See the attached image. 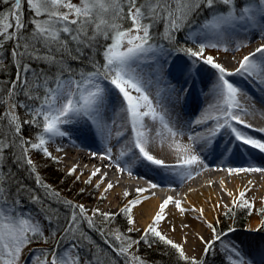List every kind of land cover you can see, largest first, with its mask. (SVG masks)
I'll return each mask as SVG.
<instances>
[{
  "label": "snow or ice",
  "instance_id": "1",
  "mask_svg": "<svg viewBox=\"0 0 264 264\" xmlns=\"http://www.w3.org/2000/svg\"><path fill=\"white\" fill-rule=\"evenodd\" d=\"M249 37L261 43L232 71L206 54L209 49L227 52L228 45L239 51L248 47L244 41ZM174 52L182 57L172 59ZM199 65L214 70L216 79L210 89L214 102L187 122L188 128L207 125L206 134L185 133L171 119L168 106H188L197 78L202 79ZM9 68L11 78L0 85V264H147L138 255V246L143 242L151 247L155 241L173 249L182 264H206L204 257L214 254L217 242L224 246L222 264H256L244 258L234 241L224 242L235 228L221 231L219 219L208 222L203 208L185 207L183 200L172 196L163 200L152 222L134 240L129 235L136 230L134 209L148 198L142 195L148 188H137V198L128 199L117 213L98 207L89 210L47 183L33 155L58 163L60 158L49 145L73 131L107 141L112 134L109 113L116 112L119 104L130 139L117 161L131 153L157 168L172 167L150 151L155 137L149 136L152 129L146 121L159 125L155 136L169 142L179 156L176 167L186 170L187 177L192 169L204 166L195 145L211 144L222 130L231 139L221 156L238 155L241 148L254 150L247 152L253 160L256 154L264 156V136L247 132L264 133V127L257 128L245 118H264V112L244 108L241 98L248 96L247 91L229 79L239 75L264 92V0H0V70ZM122 134H117L118 141ZM186 134L189 143L182 144L178 138ZM215 147L219 149L220 143ZM97 155L92 153L94 158ZM98 158L109 161L108 166L121 174L126 170L113 160L111 146ZM217 170L229 176L264 174V167L252 165ZM21 173L32 177L34 187ZM76 173V166L68 170L79 181ZM94 179L95 188L103 185L104 193L116 186L107 182L100 168L84 183L92 185ZM156 187L149 183V188ZM251 190L245 187L234 194L225 189L231 206H223L224 214L229 219L236 210L258 214L259 226L248 231H264V198L257 209L255 198L248 197ZM129 195L124 193L125 198ZM169 205L182 216L197 213L211 230V240L199 237L204 244L201 259L188 256L183 244L160 231ZM221 207L216 204L213 211ZM117 216L125 218L124 230L114 227Z\"/></svg>",
  "mask_w": 264,
  "mask_h": 264
},
{
  "label": "bare ground",
  "instance_id": "2",
  "mask_svg": "<svg viewBox=\"0 0 264 264\" xmlns=\"http://www.w3.org/2000/svg\"><path fill=\"white\" fill-rule=\"evenodd\" d=\"M254 50V49H253ZM251 50V51H253ZM250 51V52H251ZM225 65L231 67L235 62L234 59H226ZM223 61V60H222ZM203 78H211L210 76L201 75ZM202 80L200 77L197 81ZM196 81V83H197ZM254 86L255 84H251ZM248 88L247 92L254 95L256 98L260 99L261 95L256 93L257 91L246 83ZM196 87V86H195ZM197 90V88H196ZM194 89L193 92H196ZM210 93V92H209ZM202 93H200L201 95ZM213 103V102H212ZM190 112H188L187 107L182 105L176 106V111L181 115L179 118L171 115L172 120L180 126L185 133L192 131H199L206 134L205 130L207 125L198 126L194 125L192 128H188L187 122L194 121L199 117L200 112L208 107L202 106L201 99L197 102L188 103L191 105ZM241 104L244 108L248 109L250 113L254 112H264V106L255 105L249 97H242ZM264 105V104H263ZM116 111L119 112V106L116 105ZM175 111V110H174ZM119 115V113H118ZM249 123H252L257 128L264 127V118L259 115H248L245 117ZM114 121V120H113ZM209 121V124H212ZM109 125L112 129L111 137L108 141L113 142V150L117 151L112 153L113 160L118 163L121 167L126 170L123 174L117 172L115 168L109 167V161L101 160L98 158L99 153L93 149L90 143H70L68 146H62L63 150H67L66 154L62 152H57L60 159H69L71 163L67 166L77 167L78 175L88 179L91 172L96 168H100L103 174H107V182H112L116 186L112 189L113 192L104 193V186H101V192L96 198L95 204H103L109 209H115L117 204H123L125 200L130 199L131 192L136 194L137 188H148V191L144 192L142 195L148 197L143 203L134 209V215L137 221V225L146 228L151 222L155 213L158 211L159 205L169 196L175 199H180L184 201L185 207L195 206L197 208L204 209V215L208 222H212L214 217L224 209L227 201H231V198L226 194L225 189L228 192H233L238 194L239 191H243L245 187H251L252 190L248 192V196L255 198H264V174L253 173V174H242L240 176H229L225 171H219L217 169H223L227 167H247L249 165L264 167V157L256 154V159L253 160L247 155L248 151H254L251 149H240V154L230 155L225 154L221 156L219 153L227 143L231 136L225 132L221 131L220 135L215 137L211 144H205L203 141L195 145V149L201 158L204 160V166L200 168L192 169L191 177L186 176V170L176 167L178 164L179 156L169 147V142L161 141V138L155 137V146L158 149L154 155L157 158L163 159L166 164L172 166L169 169H159L148 168L146 171L137 168L135 162H142L143 160L135 158L131 153L126 156L121 157L118 161L116 156L119 155L120 151L125 149L127 142L130 139V131H127V126L124 124L121 116L115 122L109 121ZM159 128V125H154L152 133L155 134V130ZM248 134L253 135L257 138L264 136V133L258 131H253L251 129L247 130ZM123 133L117 140V134ZM100 143L104 140L98 138ZM184 144H188L189 140L187 134L182 137ZM220 143V148L215 147L216 143ZM158 143H161L160 146ZM52 144L49 145V147ZM53 145L57 146L56 143ZM58 147V146H57ZM233 147L235 148V142H233ZM96 152L98 155L96 158L92 156V153ZM82 174V175H81ZM252 181V184H249ZM97 182L94 179V186ZM149 183H156L158 187L155 189L149 188ZM128 192L130 195L125 198L124 193ZM101 194L105 195L106 199H100ZM92 198V197H91ZM137 198V197H135ZM216 204H220L222 207L213 211ZM167 219L162 222L160 228H162L166 233L171 236V239L178 242H185L188 244L190 250L195 251L201 243L199 237H203L207 240L209 236L208 228L204 222L198 218V214L195 212L185 213L183 216L176 211L173 205H169L166 210ZM187 224L189 227H184ZM173 226L175 231H172ZM256 227V226H254ZM256 229V228H251ZM253 232V231H251ZM253 252V246L250 250ZM249 252L250 258L253 257Z\"/></svg>",
  "mask_w": 264,
  "mask_h": 264
},
{
  "label": "rangeland",
  "instance_id": "3",
  "mask_svg": "<svg viewBox=\"0 0 264 264\" xmlns=\"http://www.w3.org/2000/svg\"><path fill=\"white\" fill-rule=\"evenodd\" d=\"M239 42H240V40L238 39L236 41V43H239ZM244 42L248 44V47L241 48L239 51H234V45H228L229 51H227V52H224L222 50L217 51L214 49H209L206 54L213 55L214 57L217 58V61L219 63L223 64L226 68H228L230 71H232L238 66L237 61L242 59V57L244 55H247L251 50L255 49L261 43V41L259 39H252L251 37H249V39L244 41ZM181 57H182L181 54L174 52L172 59L175 60V59H178ZM224 58L230 59V61H231V59H234L235 62L233 63V65L231 67L226 66ZM183 59L187 60L188 58L183 57ZM199 66L202 68L201 75L210 76L211 78H208V79L203 78L202 80L198 79V81L196 83V87H195V90H196V88H197V90H196V92H193V96L191 98H189V101L191 100V102H197L201 99L202 106H206V105L214 102L209 92H210V89H211L213 83L215 82L216 77L214 74V70H212L210 67L203 66V65H199ZM229 79L236 81L237 83H240L245 88L246 91H247L246 88H248L246 86V83L249 84L251 87H253L257 91L256 93L261 95L260 96L261 98L260 99L256 98L254 95L250 94V91H249V93L247 92L249 99L257 106L258 105L264 106L263 105L264 104V92H261L260 89L256 85L252 86L251 85L252 83L245 81L244 78L239 76V75L230 77ZM153 91H155V89H153ZM200 93H202V94L200 95ZM117 106H119V104H117ZM169 106H171V105H169ZM118 113L119 112H117V111L116 112H110L109 113V116H110L109 121L115 122L118 119V116H119ZM171 115L176 116V118H179L181 116L178 113V111H176V109H175V111H171ZM146 123H148L149 127L153 130L154 125L152 124V122L146 121ZM69 127H71V126H69ZM127 131H130V129L128 127H127ZM149 136L154 137L155 134H153L152 131H150ZM97 138L94 139L92 134L89 132L73 131L68 138H65V139L57 138L55 143L57 144L58 147H62V146H68L70 143H81V142L85 141V142L90 143L91 146L93 147V149H95L99 153V155H102L104 153L106 146H111L112 147V153L115 152V155L117 154V151L113 150V145H114L113 142H110L107 140V141H103V144H101L98 142ZM178 139L180 140V142L182 144H184V141L182 140V138H178ZM53 144L49 147V150L53 152V155L58 156L57 151H56L57 146H55ZM158 144L160 146L161 143H158ZM157 149H158V146L151 144L150 151H152V153H155L157 151ZM66 152H67L66 149L62 151V153H64V154H66ZM33 158L36 160L38 171H39L41 177L47 183L51 184L57 191H59L61 193L62 196L66 197L68 199H72L73 201H75L77 203L84 204L85 207L88 208L89 210L98 207L104 212L117 213L119 211V209L127 203V200H125V202L123 204H117L115 209H109L103 204L96 205L95 201L101 192V188L99 190L93 189L94 180H93L92 185H88V184L84 183L85 178L82 176H80L79 181L76 180L75 176H69L68 170L70 168H72L70 166H67L69 163H71V161L69 159H66V158L60 159L59 162L57 163V162H54L52 160L44 158L42 155H35L34 154ZM143 163H148V162L143 161ZM149 165H151V164H149ZM76 174L78 175L79 173L77 172ZM81 189H83L84 191L81 192ZM110 192H113V191L111 190ZM110 192H108V193H110ZM137 195H138L137 193L132 194V192H131L130 199L137 197ZM248 197H250V196H248ZM255 202H256V208L259 209L262 206L261 205V199L255 198ZM226 205L231 206V201H227ZM225 211H227V209H225V208L223 210H221L214 217V220L211 223L215 224L216 219H219L220 220L219 226H221V221H222V218L225 216V214H224ZM260 219H261V217L255 213L252 216H249L246 227L244 229L243 228L242 229H236V231L233 233H230V235L227 236L226 240L224 241L226 243H228L229 241H234L240 247L242 253L245 254L244 258L246 260H248V259L255 260L256 264H264V255H262V253H264V231H260V232L253 231V232H251V231H248V229L257 228L259 226ZM98 222H99V219H98ZM230 226L233 227L232 222L230 223ZM254 226H256V227H254ZM114 227H119L121 230H124L126 227L125 218L123 216H117ZM135 229H136L135 231H133L132 233L129 234L131 236V238L134 240L140 238L142 231L145 228L136 224ZM160 231L164 235H166L169 239H171V236L168 233H166L162 228H160ZM208 232H209V236H208L207 240H211V238H212L211 230L208 229ZM95 239L98 242H100L99 236H96ZM174 242H176L177 244H183L185 251H186L188 256L196 257L197 259L202 258L204 244H201L199 246L200 248H198L197 250L192 251V250H190L188 244L185 243L184 241L183 242L174 241ZM160 243H162V242H160ZM221 245L223 246V244H221ZM252 246H253V252H250ZM33 247H40V245H34ZM147 248H148V246L145 243L140 244L138 246L139 251L141 249H147ZM153 250H154V248H153ZM139 251H138V255H140L147 262V264H151L150 261L148 260V258L146 256H144L143 254H141ZM249 252L253 253L252 254L253 257L250 258Z\"/></svg>",
  "mask_w": 264,
  "mask_h": 264
},
{
  "label": "trees",
  "instance_id": "4",
  "mask_svg": "<svg viewBox=\"0 0 264 264\" xmlns=\"http://www.w3.org/2000/svg\"><path fill=\"white\" fill-rule=\"evenodd\" d=\"M188 46L192 45L189 43ZM97 58L102 59L100 56H97ZM11 76V68H9L7 71L0 70V85L6 83L11 78ZM21 176L24 181L29 184V186L34 187V181L30 175L27 173H21ZM248 219L249 216L246 214L245 210H236V215L234 218L229 219V217L226 215L222 218L219 229L221 231H227L231 222L233 224V228L244 229ZM225 240L226 237H224V241ZM141 244H143V242H141ZM223 247L224 246H222L220 242H217V244L214 246V254L210 253L207 257H204L206 264H222V259L225 255ZM139 252L146 256L151 264H182V262L178 260V256L173 249L158 241L153 242L151 247H148L147 249H141Z\"/></svg>",
  "mask_w": 264,
  "mask_h": 264
}]
</instances>
